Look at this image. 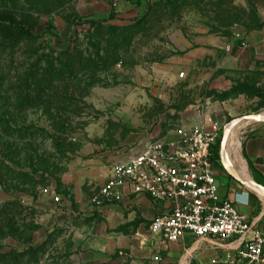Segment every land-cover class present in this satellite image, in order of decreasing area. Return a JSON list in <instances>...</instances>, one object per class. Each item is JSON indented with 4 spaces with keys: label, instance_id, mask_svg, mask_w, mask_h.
<instances>
[{
    "label": "rangeland",
    "instance_id": "obj_1",
    "mask_svg": "<svg viewBox=\"0 0 264 264\" xmlns=\"http://www.w3.org/2000/svg\"><path fill=\"white\" fill-rule=\"evenodd\" d=\"M4 14L35 32L50 25L58 39L11 43L0 27V264H79L68 242L55 232L43 236L40 198L55 192L88 145L137 133L141 127H130L126 115L159 124L165 134L183 109L199 105L217 125L214 165L225 173L223 136L242 117L264 113L260 68L211 71L206 79L177 70L162 95L148 94L145 105L132 95L124 109L138 68L179 56L201 35L245 41L264 26V0H0ZM110 15L117 19L102 21ZM263 124L252 121L239 132L241 157L245 132Z\"/></svg>",
    "mask_w": 264,
    "mask_h": 264
},
{
    "label": "crops",
    "instance_id": "obj_2",
    "mask_svg": "<svg viewBox=\"0 0 264 264\" xmlns=\"http://www.w3.org/2000/svg\"><path fill=\"white\" fill-rule=\"evenodd\" d=\"M256 68L264 73V26L243 42L216 34L201 35L179 56L155 64L150 70L138 68L135 92L124 102V109L130 111L132 95H140L139 103L144 105L148 94L162 95L164 88L177 81V70L185 72L190 79H206L210 78L211 71L235 74ZM124 119L130 127L137 125L140 130L109 145H88L60 176L54 192L59 202L54 203L49 195L40 198L38 218L43 236L55 232L68 242L79 264H207L213 257L223 260L227 254H233L231 248L237 246L234 240H229L230 245L224 248H214L185 234L176 243H162L151 235L148 226L154 217L166 211L167 205L155 203L143 194H125L116 206L96 209L90 205V198L107 181L114 164L126 161L152 140L172 138L177 127L210 122L208 116H202L199 105L183 109L178 114L177 125L165 134H161L159 124L132 120L130 115ZM245 133L242 141L245 158L242 159L248 175L254 182L247 166L249 162L257 177L264 180V124ZM214 171L221 197L229 196L230 190L239 191L240 184L226 171L223 173L215 166ZM238 211L249 219L257 218L264 211V199L251 191L247 205H239Z\"/></svg>",
    "mask_w": 264,
    "mask_h": 264
},
{
    "label": "built area",
    "instance_id": "obj_3",
    "mask_svg": "<svg viewBox=\"0 0 264 264\" xmlns=\"http://www.w3.org/2000/svg\"><path fill=\"white\" fill-rule=\"evenodd\" d=\"M217 133V125L210 121L177 127L172 138L146 143L141 151L112 166L90 205L96 209L116 206L125 194H143L167 205L148 226L162 243H176L185 234L214 248H224L234 240L233 254L223 260L213 257L207 264H264V211L253 219L238 211L239 205H247L251 190L239 185V191L230 190L229 196L218 194L215 162L211 160ZM50 193L52 201L59 202L54 191Z\"/></svg>",
    "mask_w": 264,
    "mask_h": 264
},
{
    "label": "trees",
    "instance_id": "obj_4",
    "mask_svg": "<svg viewBox=\"0 0 264 264\" xmlns=\"http://www.w3.org/2000/svg\"><path fill=\"white\" fill-rule=\"evenodd\" d=\"M116 19L117 17L115 15H110L108 16V18L103 19L102 21L108 22ZM83 23L97 24V22L93 20H88ZM0 27L5 29V34L7 36V39L11 43L16 42L17 40H36L42 37L43 35H47L49 37L58 39V34L52 26L45 25L39 32H35L33 25L18 21L15 17H13L10 14L0 15ZM217 149H218V142L216 138L214 144L212 145V154H211V160L214 162L217 161L218 159L216 153ZM242 156L243 158H245L243 152H242ZM247 166L254 182L264 189V180L259 179L257 177L253 169L251 168L249 162L247 163Z\"/></svg>",
    "mask_w": 264,
    "mask_h": 264
},
{
    "label": "bare ground",
    "instance_id": "obj_5",
    "mask_svg": "<svg viewBox=\"0 0 264 264\" xmlns=\"http://www.w3.org/2000/svg\"><path fill=\"white\" fill-rule=\"evenodd\" d=\"M259 118L264 119V113L260 114ZM252 121L258 123L260 120H239L232 124L230 131L228 130L229 133L227 132L228 136L226 137L225 135L222 143L224 153L222 157L223 166L229 173L242 180L248 186H252L253 181L248 175L244 160L240 155V142L238 135L239 132Z\"/></svg>",
    "mask_w": 264,
    "mask_h": 264
},
{
    "label": "water",
    "instance_id": "obj_6",
    "mask_svg": "<svg viewBox=\"0 0 264 264\" xmlns=\"http://www.w3.org/2000/svg\"><path fill=\"white\" fill-rule=\"evenodd\" d=\"M241 120H260L261 122H264V119L259 118V115L244 116V117L241 118ZM224 136H223V139H224ZM223 139H222L221 147H220V155H221V152H222ZM226 173L230 177H232L236 182H238L240 185L246 186L248 189H250L252 192H254L257 196H259L260 198L264 199V189L261 186L257 185L255 182H253L252 186H248L246 183H244L242 180L236 178L234 175L229 173L227 170H226Z\"/></svg>",
    "mask_w": 264,
    "mask_h": 264
}]
</instances>
